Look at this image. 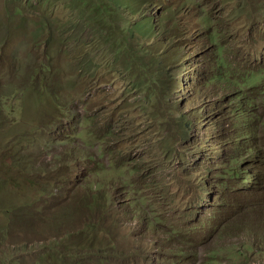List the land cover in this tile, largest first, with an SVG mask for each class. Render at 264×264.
I'll return each instance as SVG.
<instances>
[{"label":"trees","instance_id":"1","mask_svg":"<svg viewBox=\"0 0 264 264\" xmlns=\"http://www.w3.org/2000/svg\"><path fill=\"white\" fill-rule=\"evenodd\" d=\"M229 1L215 23L208 6ZM86 8V72L93 82L121 81L120 103L110 100L102 119L100 161L87 151L84 165L73 163L86 170L100 214L91 229L106 241L92 232L86 246L97 244L104 264H264V58L246 43L236 49L239 35L224 44L228 27L246 40L264 34V2L88 0ZM255 59L259 70L249 68Z\"/></svg>","mask_w":264,"mask_h":264},{"label":"rangeland","instance_id":"2","mask_svg":"<svg viewBox=\"0 0 264 264\" xmlns=\"http://www.w3.org/2000/svg\"><path fill=\"white\" fill-rule=\"evenodd\" d=\"M87 1L0 0V264H104L98 245L86 246L92 232L101 246L106 241L91 229L100 214L86 170L77 173L73 163L84 165L87 151L100 161L102 119L110 100L120 103L121 81L117 74L114 84L93 82L86 72ZM230 6H208L211 19L223 23ZM230 35L240 36L236 49L246 43L264 58V34L246 40L228 27L224 44L232 48ZM249 68L259 70L257 59Z\"/></svg>","mask_w":264,"mask_h":264},{"label":"bare ground","instance_id":"3","mask_svg":"<svg viewBox=\"0 0 264 264\" xmlns=\"http://www.w3.org/2000/svg\"><path fill=\"white\" fill-rule=\"evenodd\" d=\"M204 172H205V171H204ZM201 173H202V172H201ZM204 174H205V173H204ZM202 177H203V176H202ZM199 179H200V178H199ZM197 181H198V180H197ZM186 193H187V192H186ZM187 194H188V193H187ZM191 196H194V195H191ZM195 196H197V195L195 194ZM191 199H193V198H191ZM193 200H194V199H193ZM193 200H192V201H193ZM192 201H191V202H192ZM190 204H193V203H190Z\"/></svg>","mask_w":264,"mask_h":264}]
</instances>
